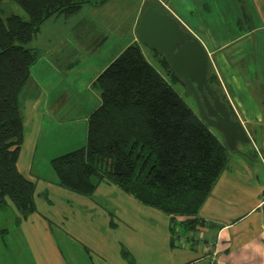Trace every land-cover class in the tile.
<instances>
[{"label":"rangeland","instance_id":"obj_1","mask_svg":"<svg viewBox=\"0 0 264 264\" xmlns=\"http://www.w3.org/2000/svg\"><path fill=\"white\" fill-rule=\"evenodd\" d=\"M152 1L155 0H145L143 5L142 0H111L102 6L96 2L84 4L74 14L45 21L26 44L36 51L38 60L21 97L25 132L18 168L36 185V211L24 220L11 202L7 208H0V264H125L121 258L128 262L133 252L170 264L171 259L187 251L186 247L197 243L198 250L205 248L200 232L188 241L176 221L175 232L171 233L172 220L168 215L140 203L114 184L103 182L90 196L63 188L51 163L87 144L88 118L101 101L95 82L125 48L137 41L134 21ZM158 1L175 10L202 37L201 14H219L226 20L235 19L245 28L248 25L243 10L236 9V0ZM256 2L264 14V0ZM249 3L250 0H242L246 9ZM2 9L3 16L14 13L28 19L25 10L14 2L0 4ZM249 10L246 15H250ZM252 19V26L260 28L255 33L259 40L255 49L259 48L256 53L263 60L264 16ZM141 48L148 61L166 76L153 50L144 44ZM214 56L211 62L216 71ZM245 76L249 85L255 87L250 73ZM175 88L199 114L185 86L179 83ZM210 130L222 138L216 129ZM238 150L229 151L230 157L243 160V155L253 153L249 143H239ZM178 232L185 238L183 244L176 243L174 248L171 236L176 240Z\"/></svg>","mask_w":264,"mask_h":264},{"label":"trees","instance_id":"obj_2","mask_svg":"<svg viewBox=\"0 0 264 264\" xmlns=\"http://www.w3.org/2000/svg\"><path fill=\"white\" fill-rule=\"evenodd\" d=\"M6 1L21 6L28 19L14 13L3 16L0 10V208L11 202L25 220L36 211V185L18 168L25 132L21 97L38 60L26 44L51 17L111 0L0 4ZM148 47L166 76L148 61L140 42L125 48L95 82L101 101L88 118L87 144L51 163L63 188L90 196L101 183L114 184L168 215L173 233L174 223L182 218L179 223L188 234L203 223L199 212L227 168L229 149L180 96L175 88L180 78L163 55ZM209 84L237 119L212 63ZM129 263L135 264L132 259Z\"/></svg>","mask_w":264,"mask_h":264},{"label":"crops","instance_id":"obj_3","mask_svg":"<svg viewBox=\"0 0 264 264\" xmlns=\"http://www.w3.org/2000/svg\"><path fill=\"white\" fill-rule=\"evenodd\" d=\"M144 1L142 0V5ZM236 2V9L244 12L247 27L239 25L235 19L227 17V21L220 18L219 14L209 17L201 14L199 25H202L204 37L169 7V12L201 40L210 60L212 54L215 55L218 64L216 71L224 91L234 107L237 119L251 137L249 144L253 148V153L243 155V160L229 155L226 170L199 212L198 218L203 223L195 232L186 234L189 238L187 240L191 241L194 239L193 234L200 232L205 248L198 250L197 243L186 247L187 251H182L181 256L171 259L170 264H264V59L260 60L256 53L259 48L255 49L256 43H259L255 33L260 28L252 26V18L264 14L257 8L256 0H250L247 8L250 9V15H246L247 9L242 5V0ZM136 22L137 20L134 21V29ZM135 36L138 41L137 35ZM260 66L263 70H260ZM246 72L256 82L255 87L249 85ZM177 221L181 222L183 219L178 218ZM181 229L185 230L183 226ZM183 237L185 238V234L181 235L179 232L176 240L171 236L172 246L176 248V243L183 244ZM121 259L125 264H130L129 260L127 262L123 257ZM129 259L134 260L135 264L162 263L161 259H146L144 256H137L135 252Z\"/></svg>","mask_w":264,"mask_h":264},{"label":"water","instance_id":"obj_4","mask_svg":"<svg viewBox=\"0 0 264 264\" xmlns=\"http://www.w3.org/2000/svg\"><path fill=\"white\" fill-rule=\"evenodd\" d=\"M138 41L163 55L193 96L201 119L223 137L229 151L239 143H250L251 137L239 119L232 118L227 104L209 84L210 55L201 40L158 1L148 3L137 19Z\"/></svg>","mask_w":264,"mask_h":264},{"label":"built area","instance_id":"obj_5","mask_svg":"<svg viewBox=\"0 0 264 264\" xmlns=\"http://www.w3.org/2000/svg\"><path fill=\"white\" fill-rule=\"evenodd\" d=\"M163 6H164L165 9L171 11L170 8L168 9V7H167L165 4H163ZM231 104H232V103H231ZM233 109H234V107H233Z\"/></svg>","mask_w":264,"mask_h":264}]
</instances>
